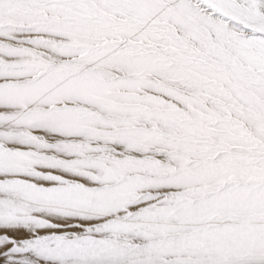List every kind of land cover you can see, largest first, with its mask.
<instances>
[{"label": "snow or ice", "instance_id": "6c2138e0", "mask_svg": "<svg viewBox=\"0 0 264 264\" xmlns=\"http://www.w3.org/2000/svg\"><path fill=\"white\" fill-rule=\"evenodd\" d=\"M0 264H264V0H0Z\"/></svg>", "mask_w": 264, "mask_h": 264}]
</instances>
